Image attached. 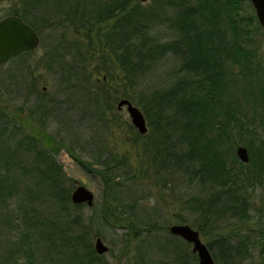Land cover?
Here are the masks:
<instances>
[{
	"label": "trees",
	"instance_id": "1",
	"mask_svg": "<svg viewBox=\"0 0 264 264\" xmlns=\"http://www.w3.org/2000/svg\"><path fill=\"white\" fill-rule=\"evenodd\" d=\"M11 13L40 35L44 52L36 61L57 79L62 102L43 91L24 118L22 110L7 111L3 91L24 90V102L35 93L29 56L38 48L9 60L14 68L0 79V264H109L94 247L107 226L120 229L123 255H129V243L160 231L176 238L170 240L175 247L191 245L152 211L142 214L138 206L145 197L137 192L128 159L104 142L107 116L120 98H129L146 116L147 132L130 124V138L133 145L148 138L141 147L152 172L180 175L186 194L192 193L184 199L190 217L178 223L199 230L216 264H249L256 242L261 260L253 264H264V207L256 209L260 220L251 234L249 191L264 182V138H244L255 129L240 92V80L253 84L251 98L264 122V83L251 69L264 26L250 0H15L4 10ZM168 55L178 64L155 88L140 89ZM54 111L89 131L83 145L74 134L77 141L67 151L86 153L90 159L83 167L102 181V201L90 217L83 203L71 200L75 186L57 158L64 141L47 130ZM240 144L249 149L246 163L236 154ZM137 248V260L151 259L142 242ZM165 257L163 264L174 262ZM190 260L197 264L191 250Z\"/></svg>",
	"mask_w": 264,
	"mask_h": 264
},
{
	"label": "rangeland",
	"instance_id": "2",
	"mask_svg": "<svg viewBox=\"0 0 264 264\" xmlns=\"http://www.w3.org/2000/svg\"><path fill=\"white\" fill-rule=\"evenodd\" d=\"M152 1L153 0H148L143 3L150 4ZM14 2L15 0L2 1L0 12L1 16L5 15V8ZM165 31L166 29L162 27L160 35L164 36L166 33ZM165 37L168 38L170 36ZM165 37H162V39ZM257 38L259 49L256 50V53L258 54V57L254 61V67L252 66L251 69L253 70L252 73L255 72L257 79L264 83V29L261 31V35ZM43 52V48L38 47L37 52L29 56V60L32 61L31 65L35 67L34 74L37 76L36 86L33 90L35 93L30 94V98L24 102L26 98L24 90L17 91L12 88L8 91H3L1 98L4 102H6L7 111L16 113L22 110L21 116L24 118L27 110L33 106L36 95H41L43 91L47 98L51 95L53 100L61 101V95L58 93V90H61V88L58 86L57 79L52 75V72L45 68L44 63H38L36 61L43 57ZM14 63L16 62L9 61L5 65H0V79L1 77H5L6 74L14 68ZM177 64L178 62L175 60L174 56L168 55L160 65L158 64L153 70L146 74L143 78L140 89L148 91L155 88L158 82L162 81L166 72L172 67L174 68ZM168 73L170 74L171 71ZM103 78H105V76H103ZM96 79H100V81H102V74L97 75ZM240 84V92L246 96V116L251 126L255 129V132L253 133L247 131L244 138L248 139L252 137L254 141H256L255 139L257 137L264 138V122L260 120L258 115L261 108L259 104H253L251 98V88L253 87V84L249 81L247 83L243 82V80H240ZM117 102L118 101H116L113 105L112 113L107 116L109 121L105 122V125L108 126V128L105 129L104 142L113 154H119L121 157L124 155L128 159V162L130 163L129 165H131V167H129V174H133L135 178V182L137 183L135 186L138 189L137 192L143 193L145 197L139 202L138 208L142 210V214L152 211V213L156 216V220H159L161 223H177L180 218L190 217V213L189 210H187V205L184 202V199L192 193L188 192V194H186V185L184 180L177 174L156 176L152 172L151 166L149 165L150 159H148L141 147L142 144L148 140V138H141L138 144L133 145L130 138V136L133 135V130L130 128V124H132L131 118L125 107L117 109ZM62 105H64V102ZM252 105H254V108ZM54 112L55 117L51 119L50 123H48L47 130L58 139H62V141H64L65 146L58 153L57 158L67 173L69 183H73L74 186L83 184L94 193V204L92 206H88L83 203L82 207L85 217H90L96 212L99 203L102 201V181L94 174V172H91L83 167V162H87L90 159L86 153L76 147L73 156L67 151L69 146L72 145V140L75 138L74 134H78L80 136L78 137V142L80 145H83L84 142L82 138L88 139L89 131L85 124L80 125V123L73 120L69 123V119H65L68 116L65 117V115L59 111ZM71 117L74 118L75 116L72 115ZM113 117L116 121L113 120ZM74 140L77 141L76 138ZM74 186H72V188ZM249 191L252 203L250 211L253 216L251 224L249 223L251 227L250 233L255 234V231L258 228L255 225V221L260 220L256 219L258 215V211L256 209L264 207V182L263 184L256 185L254 189H249ZM222 224L224 225L225 223ZM228 224H233V222L229 221ZM228 230L229 229L226 231ZM105 233L106 235L102 236V239L109 246V250L110 247L114 249L113 254L109 251L101 254L104 255L109 264H125L126 262L130 264H163L162 260H168V258L165 257L166 255L174 259L173 263L167 264H192L190 260V250L192 251V246L188 245L186 247L185 244L179 242V246L175 247V243L170 242V240H176V238H173L162 231L154 234L152 237L147 234H143L141 238L129 243V255L122 254V250L126 245L118 235L121 234L120 229L114 230L113 228L107 226ZM2 234L3 229L0 227V243L2 242ZM148 239H150L149 242L146 241ZM202 239L205 241L203 236ZM141 242L144 247L150 250V253L152 252L151 259H148L145 256V260L143 262H140L134 257V255H138L137 244ZM172 248H176L174 253L169 251ZM260 260V243L256 242V244L251 247L250 263L253 264L259 262Z\"/></svg>",
	"mask_w": 264,
	"mask_h": 264
},
{
	"label": "water",
	"instance_id": "3",
	"mask_svg": "<svg viewBox=\"0 0 264 264\" xmlns=\"http://www.w3.org/2000/svg\"><path fill=\"white\" fill-rule=\"evenodd\" d=\"M147 2L148 0H140ZM259 23L264 26V0H250ZM41 43V37L35 28L26 22L21 16L15 13L6 14L0 17V65L6 64L13 57L26 52L36 50ZM126 108L132 124L137 130L144 134L148 130L147 119L142 109L129 98H121L117 102V109ZM236 154L242 162L250 159L249 149L246 145L240 144L236 148ZM71 200L75 204L85 203L92 206L95 201L94 193L83 184H78L71 192ZM169 231L173 235L180 236L191 243L192 251L197 254V264H216L211 250L203 241L199 230L188 223H172ZM95 250L99 254L109 251V246L101 236L94 240Z\"/></svg>",
	"mask_w": 264,
	"mask_h": 264
}]
</instances>
